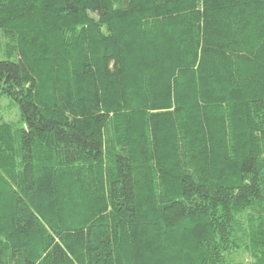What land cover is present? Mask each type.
Listing matches in <instances>:
<instances>
[{
    "label": "trees",
    "instance_id": "trees-1",
    "mask_svg": "<svg viewBox=\"0 0 264 264\" xmlns=\"http://www.w3.org/2000/svg\"><path fill=\"white\" fill-rule=\"evenodd\" d=\"M0 264H264V0H0Z\"/></svg>",
    "mask_w": 264,
    "mask_h": 264
},
{
    "label": "rangeland",
    "instance_id": "rangeland-1",
    "mask_svg": "<svg viewBox=\"0 0 264 264\" xmlns=\"http://www.w3.org/2000/svg\"><path fill=\"white\" fill-rule=\"evenodd\" d=\"M0 120L1 122L11 124L15 127H20V116L17 107L11 100L5 96L0 95ZM233 261L235 264H250V257L243 253L238 252L233 254Z\"/></svg>",
    "mask_w": 264,
    "mask_h": 264
}]
</instances>
